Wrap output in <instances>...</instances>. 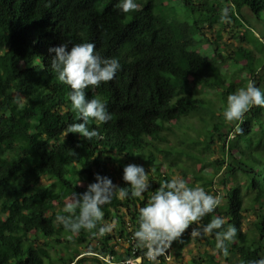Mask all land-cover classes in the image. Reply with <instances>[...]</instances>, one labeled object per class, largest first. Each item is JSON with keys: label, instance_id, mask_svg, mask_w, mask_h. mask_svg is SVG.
Segmentation results:
<instances>
[{"label": "trees", "instance_id": "16d2710c", "mask_svg": "<svg viewBox=\"0 0 264 264\" xmlns=\"http://www.w3.org/2000/svg\"><path fill=\"white\" fill-rule=\"evenodd\" d=\"M119 2L0 0V264H80L76 254L83 253L71 242L84 245L85 253L96 260L110 256L113 263L131 257L133 242L123 254L112 242L120 240L125 249L124 243L132 239L138 209L171 179L163 165L185 180H202L210 187L222 172L225 207L201 223L221 216L227 221L225 228H237L236 239L226 242L237 264L264 258V108L253 107L231 124L222 117L228 95L237 89L255 81L264 90V61L255 65L246 48L254 43L249 40L253 36L242 23L245 10L258 20L264 16V0H136L140 7L126 15L116 9ZM225 10L244 30L239 58L232 62H226L218 42L206 37L216 25L215 36L221 37ZM65 42L69 48L93 43L95 53L121 64L112 81L86 89V98H100L112 114L106 124L89 121V129L99 132L91 141L79 134L64 136L70 124L83 123L71 110L69 87L51 68L49 48ZM209 46L215 47L219 60L207 54ZM197 88L213 89V98ZM215 146L221 157L209 162ZM128 164L151 168L146 171L151 172V188L143 200L113 198L103 206L104 221H116L113 234H72L56 223L72 193L82 194L96 174L127 187L122 177ZM206 168L212 170L210 176ZM240 176L255 215L249 232L242 231ZM43 178L49 183L41 184ZM190 232L191 227L182 242L172 244L175 258L180 259L192 242L202 241L229 260L216 248L214 236L192 238ZM60 244L73 249L71 254L59 252L52 258L50 251ZM206 257L207 264H219L212 255Z\"/></svg>", "mask_w": 264, "mask_h": 264}, {"label": "clouds", "instance_id": "9594fccd", "mask_svg": "<svg viewBox=\"0 0 264 264\" xmlns=\"http://www.w3.org/2000/svg\"><path fill=\"white\" fill-rule=\"evenodd\" d=\"M139 7L136 0H120L116 4V9L125 15ZM221 20L230 22L227 10ZM95 47L93 43H79L69 48V43L65 42L48 50L53 54L52 70L58 80L70 89L68 99L71 110L78 113L79 120L83 121L70 124L64 136L79 134L82 140L88 141L99 136L97 130L89 129V121L94 120L97 125L106 124L111 121L112 114L100 98H86V89H95L112 81L121 70L117 58H102L94 52ZM253 107L264 108V90L257 87L255 81H250L246 87L228 95L222 117L229 124L238 122ZM122 179L127 187H118L108 176L96 174L95 182L88 184L82 194L72 193L63 208L65 214H58L56 223L72 234L83 230L103 237L111 233L116 221H104L103 206L111 203L113 198L121 201L129 198L143 200L144 193L151 188L148 173L139 164L125 166ZM221 203L219 195L210 194L199 185L189 186L183 177L174 175L162 182L147 203L138 209V227L132 234L133 245L136 249L145 250L144 256L149 264H160L158 257L164 255L174 242H182V237L191 227L190 237L214 236L216 248L227 256L226 242L236 239L237 228L231 224L225 228L227 221L221 216H214L206 224L201 223ZM127 264H133V261L129 259ZM241 264H264V258L241 261Z\"/></svg>", "mask_w": 264, "mask_h": 264}, {"label": "rangeland", "instance_id": "374dc122", "mask_svg": "<svg viewBox=\"0 0 264 264\" xmlns=\"http://www.w3.org/2000/svg\"><path fill=\"white\" fill-rule=\"evenodd\" d=\"M243 16L245 20L244 21L242 20V23L245 25L247 29H249L250 31L249 33L251 34V36H253V38L250 37L249 40L251 42H254V43H247L246 48L252 52V55L254 56L255 65L259 67L264 61V16H262L260 20H258L256 17L252 15V13L249 10H245L243 13ZM217 29H219L218 25L215 26V29L212 32L207 30L206 37H208L211 41H216L219 43V52L225 58L226 62H232L231 61L232 59L239 58L238 48L244 44L243 41H241L240 39V37L244 33L243 28H240L239 26H237L232 20H230V22H224V25L221 28L222 32H221L220 38H217L214 33L215 30ZM208 45L209 43H207V46ZM216 45L218 46V44ZM209 48L210 49L207 50V54L213 58L216 56V61L219 60V54L216 55L214 53L215 47L209 46ZM239 64L242 66L245 64V62L241 60L239 61ZM235 68L237 67L235 66ZM230 70L232 71L231 67H230ZM197 89L199 90V92H202L208 98H213L214 96L213 89H203V88L202 89L197 88ZM192 121L197 127H199V123L197 120L192 119ZM201 132L203 133V131ZM214 149L215 150L213 153L210 152L208 154L209 162L215 159H219L221 157L219 146H215ZM143 167L145 168L146 171L148 169H151L148 166H143ZM198 170H199V166H196V171ZM162 171L167 174H170L171 178L177 174L181 176L179 171L172 172L170 169L164 167V165L162 167ZM205 173H207L208 176H210L212 174V170H210L209 168H206ZM149 175L151 176V172L148 171V176ZM221 177H222V172L215 175L213 177V182H212L213 184L211 187L204 185V182L202 180L194 181V179H192L191 177L190 178L188 177L186 181L188 182L189 186L199 185L203 187L206 192L213 194V195H219L222 198V203L219 207L223 209L226 204L227 192H226L225 186H223L219 182ZM237 180H239L243 188L244 183L242 181V177L241 176L237 177ZM48 183L49 181L45 178L41 180V184H48ZM242 195L244 197V208H245V210L242 212V231L249 232L253 228L252 224L255 221V215L253 214L250 208V204H249L250 196L244 188L242 189ZM125 219H127V217H125ZM106 222H111V221H106ZM116 229H117V226H115L113 230L111 231V233L109 234H113V231H115ZM42 241L43 240H41V242ZM92 243L96 244L95 241H92ZM112 243L117 253H120V254L124 253L123 244L122 242H120V240H113ZM55 245H58V244H55ZM70 246L73 248L76 247L79 250V252L83 253L81 255H79L78 253L76 254V260H79V261L82 260V263L80 264H102L103 263V262L101 263L102 260H100L99 256H97V260H96L95 259L96 256H94L93 254L85 253L86 250H85L84 245H76L75 242H71ZM72 250L73 249H69L67 248V246H63L62 244H60V246H56L54 250L50 251V255L52 258H55L59 252L60 254L61 252H63V254L70 255ZM206 254L212 255L219 264H237V261H238V258L232 254H228L229 260H224L218 256L215 248L203 244L202 241L200 242L194 241L184 248L182 257L180 258L181 260L178 262H180V264H193V260L199 258L202 261H204L202 262V264H207L208 261H207ZM176 260L177 259H175L172 256L171 261L168 264H175ZM105 263L106 262H104V264ZM46 264H49V261H46Z\"/></svg>", "mask_w": 264, "mask_h": 264}, {"label": "built area", "instance_id": "2783aa9c", "mask_svg": "<svg viewBox=\"0 0 264 264\" xmlns=\"http://www.w3.org/2000/svg\"><path fill=\"white\" fill-rule=\"evenodd\" d=\"M130 242L131 243L133 242L132 239H131V237L129 238V240H127L124 243L125 249H124L123 252H125L128 244ZM138 252H139V249H136L133 246L131 248V252H130L131 257H129V258L125 259V260H121L119 262H113V263H112V261H113L112 260V257H110V256H107V257H101V256H99V258H100V260H102V261H104V262H106L108 264H127V261L129 259H131L133 261V264H143V262H147V259L145 258L144 253L143 254H138ZM173 255H174L173 254V248L171 247L170 249H168V251L164 255L158 257V259H159L160 262L164 261L166 263H169L171 261V258H172Z\"/></svg>", "mask_w": 264, "mask_h": 264}, {"label": "crops", "instance_id": "0c3cea01", "mask_svg": "<svg viewBox=\"0 0 264 264\" xmlns=\"http://www.w3.org/2000/svg\"><path fill=\"white\" fill-rule=\"evenodd\" d=\"M173 257H174V255H173ZM175 258V257H174ZM175 259H177V258H175ZM181 259H177L176 260V263L175 264H180V262H178V261H180ZM103 264V263H102ZM168 264V263H167Z\"/></svg>", "mask_w": 264, "mask_h": 264}]
</instances>
